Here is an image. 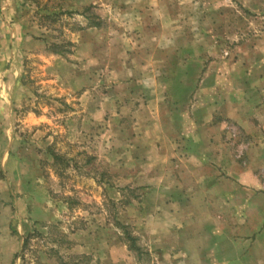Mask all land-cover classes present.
Returning a JSON list of instances; mask_svg holds the SVG:
<instances>
[{
    "label": "rangeland",
    "instance_id": "1",
    "mask_svg": "<svg viewBox=\"0 0 264 264\" xmlns=\"http://www.w3.org/2000/svg\"><path fill=\"white\" fill-rule=\"evenodd\" d=\"M256 41L264 50V8L241 0H0V264H174L179 249L169 258L156 239L172 240L178 232L169 228L177 223L180 237L186 229L197 234L199 255L209 240L203 227L218 231L223 219L236 254L244 242L253 246L236 230L245 217L237 210L246 185H217L230 197L223 201L227 216L217 215L224 213L221 200L190 199L178 185L181 198L166 201L177 210L175 220L159 210L165 201L154 193L157 164L132 163L152 154L127 146L142 143L133 116L153 90L144 82L187 84L203 67L233 66L244 54L258 62L260 55L246 53ZM110 94L116 96L111 112ZM255 110L253 139H239L234 125L221 140L230 162L243 155L248 166L237 147L263 143L264 97ZM235 164L220 170L221 178L233 177ZM252 194L245 196L247 213L258 205ZM206 207L217 214L208 216ZM246 218L255 223L252 214ZM127 235L138 257L119 250L129 245ZM252 246L245 264H255Z\"/></svg>",
    "mask_w": 264,
    "mask_h": 264
},
{
    "label": "crops",
    "instance_id": "2",
    "mask_svg": "<svg viewBox=\"0 0 264 264\" xmlns=\"http://www.w3.org/2000/svg\"><path fill=\"white\" fill-rule=\"evenodd\" d=\"M241 1L247 8L250 6L254 9L264 8V0ZM162 20L163 22L169 21L165 17ZM254 45L256 47L253 45L246 47L249 51L252 50L250 53L247 51L246 53L254 55L256 58H259L260 55L258 62L250 61L244 54L239 55L233 66L229 63H222L221 67L214 66V64L203 67L200 72L202 76L195 81H188L187 84H184L181 78L174 79L171 83H160L156 79L144 82L148 88L153 89L150 94L147 92L145 95L148 106H139L137 110L135 109L133 116L136 119L135 135L137 134V138H142V143H133L132 147H127L129 151L155 155L153 156L155 159L151 155L148 160L146 156H142L140 159L139 157L133 158L132 163L135 166L142 167L143 165L153 169L157 166V187L154 193L165 201L159 209L161 213L170 214L171 211L176 220L177 210L167 207L166 201L181 198L183 192L178 190V185H183L179 189L190 190V199L212 198L222 201L224 213L217 214L211 207H206L204 209L207 211H203L205 214L207 213L208 216V213L210 215L221 214L222 216L225 214L227 216L230 212L228 202L224 203L223 201H230V197L227 191L219 189L217 185L228 184L230 181L238 183L239 187L246 185L242 186L241 191L244 207L237 210V215L245 217L241 219L236 230L243 234L241 240L246 242L254 240L253 246L245 245L244 242L243 245H239L242 246L243 251L236 254V251L233 250L235 240L230 238L233 230H230L223 219L218 227L223 229L217 231V226L213 225L203 227L209 240L202 242L201 254L198 255L195 249L199 247H197V243H194L197 234L194 235L191 229H186L183 232L185 239L180 237L182 230L175 227L176 223L174 227L169 228L173 229L172 232H178L176 235L174 234L172 240L162 243L160 238L158 241L156 239L157 246L161 251H167L166 255L169 258H172L171 255L177 254L175 249H179L180 255L175 257V260L173 259L174 264H245L246 257L251 256L246 249L251 246L253 263H264V220L262 217L264 211L262 213L260 205L264 201V191H262V177L259 176L260 172L264 173V140H262L263 143L259 141L257 146L249 142L250 144L248 143L246 148L240 145L237 147L236 150H239V147L242 148V151L245 150L244 153L249 158L248 166L243 163V155L236 157L238 160L236 164L234 160L230 162L226 145L221 142L224 136L228 135L229 126L237 127L238 137L243 141H250L256 134L252 121H254L255 109L262 103L264 97V50L261 48L262 41H256ZM244 56L245 58H243ZM183 85H187L189 90L181 91ZM157 88H163V91H158ZM220 90L221 93H219ZM108 98L110 99L108 105L111 112L116 105V96L110 94ZM104 110H106V106ZM140 110H142L141 118L137 115ZM102 112L100 107V113L97 112V114L102 115ZM110 115L115 114L110 113ZM259 132L263 133V131ZM152 162L157 165L151 164ZM234 164L236 166L234 176L227 175V180L223 179L226 177L220 176V170L224 171L233 167ZM247 167L249 168L246 171ZM149 175L147 180L153 183L155 178L151 179V177L155 173ZM248 191L253 193V200L258 202L257 208L251 213L249 211L247 213L246 209L245 196ZM251 214L255 217L254 221L257 225L249 220L247 222L246 216ZM154 244L152 245L153 249H155ZM135 246L138 253L130 251L128 245L127 247L121 245L119 250L122 253H127L130 256H127L129 259L133 258V254L138 257L141 252L136 244ZM113 248L116 250L119 245L115 244ZM187 248H189L188 251L181 250ZM172 249L173 251H171ZM5 254L9 258L13 256L11 252ZM208 254L211 255L209 259Z\"/></svg>",
    "mask_w": 264,
    "mask_h": 264
},
{
    "label": "trees",
    "instance_id": "3",
    "mask_svg": "<svg viewBox=\"0 0 264 264\" xmlns=\"http://www.w3.org/2000/svg\"><path fill=\"white\" fill-rule=\"evenodd\" d=\"M91 27L99 28L100 27V24L99 23L92 24ZM127 239L129 241L128 249L130 251H133V252H137L138 253V249L135 246V239L132 238V237H130L129 235H127Z\"/></svg>",
    "mask_w": 264,
    "mask_h": 264
}]
</instances>
